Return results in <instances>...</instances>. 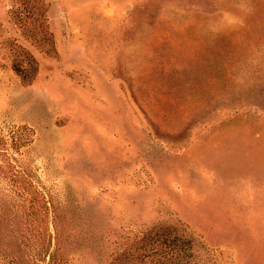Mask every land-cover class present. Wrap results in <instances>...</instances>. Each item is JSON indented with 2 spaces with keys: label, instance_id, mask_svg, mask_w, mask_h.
I'll list each match as a JSON object with an SVG mask.
<instances>
[{
  "label": "rangeland",
  "instance_id": "374dc122",
  "mask_svg": "<svg viewBox=\"0 0 264 264\" xmlns=\"http://www.w3.org/2000/svg\"><path fill=\"white\" fill-rule=\"evenodd\" d=\"M60 257L264 264V0H0V264Z\"/></svg>",
  "mask_w": 264,
  "mask_h": 264
},
{
  "label": "trees",
  "instance_id": "16d2710c",
  "mask_svg": "<svg viewBox=\"0 0 264 264\" xmlns=\"http://www.w3.org/2000/svg\"><path fill=\"white\" fill-rule=\"evenodd\" d=\"M157 233L158 232H156V234H154L152 237L148 236L149 238L148 244H151L149 242H152L154 244H161L163 246V249L160 250L159 254L164 253L162 255L163 257H166L168 255L169 261H171L170 258L173 257L174 255L176 256H179L180 254H183L184 256L190 255V251L193 246L191 239L183 238L178 235L171 236L170 231H163L161 235H158ZM143 257L141 258L142 260ZM51 261H53V255H51ZM165 262L166 261H162V264H164ZM59 264H65L63 257L62 258L60 257Z\"/></svg>",
  "mask_w": 264,
  "mask_h": 264
}]
</instances>
